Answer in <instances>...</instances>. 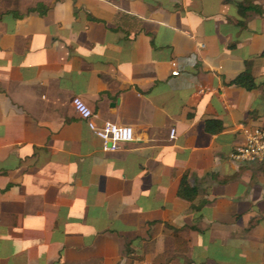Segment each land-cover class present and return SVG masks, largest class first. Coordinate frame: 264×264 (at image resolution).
Here are the masks:
<instances>
[{"label": "crops", "instance_id": "1", "mask_svg": "<svg viewBox=\"0 0 264 264\" xmlns=\"http://www.w3.org/2000/svg\"><path fill=\"white\" fill-rule=\"evenodd\" d=\"M0 13V264H264V164L230 156L264 127V0ZM245 71L252 89L234 83ZM77 96L135 138L104 149Z\"/></svg>", "mask_w": 264, "mask_h": 264}, {"label": "built area", "instance_id": "2", "mask_svg": "<svg viewBox=\"0 0 264 264\" xmlns=\"http://www.w3.org/2000/svg\"><path fill=\"white\" fill-rule=\"evenodd\" d=\"M200 46L204 47V44H200ZM192 62V55L180 59L179 63L175 62L173 75H180L185 66L191 65ZM72 104L78 115L86 120L92 131L103 140L104 149L117 150L135 138L134 130L130 125H120L110 121L100 123L97 120V114L81 97H74ZM242 130L244 141L233 147L230 153L231 158L245 162L260 161L264 164V127H243ZM174 132L175 130L172 129V135Z\"/></svg>", "mask_w": 264, "mask_h": 264}, {"label": "trees", "instance_id": "3", "mask_svg": "<svg viewBox=\"0 0 264 264\" xmlns=\"http://www.w3.org/2000/svg\"><path fill=\"white\" fill-rule=\"evenodd\" d=\"M41 13H45V12L44 11H41ZM5 15H6V13L0 14V18L5 17ZM263 55H264V52H263ZM234 83L235 84H238V85H241V86H244L247 89H252V88H254L256 86L254 77L248 71L242 72L234 80ZM215 125H216V122H214V121H208L207 122V125H206V128L209 131H216V130H218V129L221 128V125L220 124L217 123V127ZM179 195L181 197L185 198V199H188V200L194 199L195 196L197 195V189L195 187L191 186L188 183L187 176H184L182 178L181 185H180V188H179Z\"/></svg>", "mask_w": 264, "mask_h": 264}, {"label": "rangeland", "instance_id": "4", "mask_svg": "<svg viewBox=\"0 0 264 264\" xmlns=\"http://www.w3.org/2000/svg\"><path fill=\"white\" fill-rule=\"evenodd\" d=\"M1 14V13H0Z\"/></svg>", "mask_w": 264, "mask_h": 264}]
</instances>
